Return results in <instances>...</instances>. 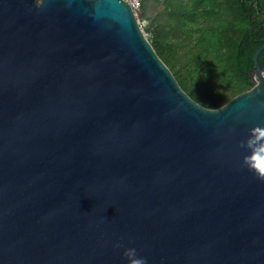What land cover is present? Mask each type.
<instances>
[{
    "label": "water",
    "instance_id": "obj_1",
    "mask_svg": "<svg viewBox=\"0 0 264 264\" xmlns=\"http://www.w3.org/2000/svg\"><path fill=\"white\" fill-rule=\"evenodd\" d=\"M137 17L0 0V264H127L129 246L147 264H264V179L244 163L264 45L253 88L212 110Z\"/></svg>",
    "mask_w": 264,
    "mask_h": 264
},
{
    "label": "trees",
    "instance_id": "obj_2",
    "mask_svg": "<svg viewBox=\"0 0 264 264\" xmlns=\"http://www.w3.org/2000/svg\"><path fill=\"white\" fill-rule=\"evenodd\" d=\"M152 1L163 10L148 38L193 100L215 110L253 88L254 56L264 45V0ZM258 62L264 69V50Z\"/></svg>",
    "mask_w": 264,
    "mask_h": 264
},
{
    "label": "clouds",
    "instance_id": "obj_3",
    "mask_svg": "<svg viewBox=\"0 0 264 264\" xmlns=\"http://www.w3.org/2000/svg\"><path fill=\"white\" fill-rule=\"evenodd\" d=\"M253 133L247 142L250 152L245 156L244 163L259 178L264 179V140L260 139L264 137V128L256 127ZM116 246H120L119 242ZM123 255L127 258V264H147V258L139 255L135 247H125Z\"/></svg>",
    "mask_w": 264,
    "mask_h": 264
},
{
    "label": "rangeland",
    "instance_id": "obj_4",
    "mask_svg": "<svg viewBox=\"0 0 264 264\" xmlns=\"http://www.w3.org/2000/svg\"><path fill=\"white\" fill-rule=\"evenodd\" d=\"M163 7L160 4L154 3L152 0H144L143 1V8L141 9L140 13H138V19L142 22H146V27L148 28L145 30L146 33L151 36V32L149 31L152 28V24L157 16L162 12Z\"/></svg>",
    "mask_w": 264,
    "mask_h": 264
},
{
    "label": "built area",
    "instance_id": "obj_5",
    "mask_svg": "<svg viewBox=\"0 0 264 264\" xmlns=\"http://www.w3.org/2000/svg\"><path fill=\"white\" fill-rule=\"evenodd\" d=\"M124 1L132 7L133 11L138 16V13H140L141 9L143 8L144 0H124ZM146 34L149 37V34L148 33ZM263 76H264V73H263Z\"/></svg>",
    "mask_w": 264,
    "mask_h": 264
}]
</instances>
